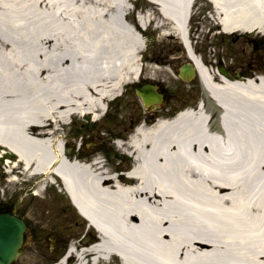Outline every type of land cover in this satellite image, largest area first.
<instances>
[{"label":"bare ground","instance_id":"bare-ground-1","mask_svg":"<svg viewBox=\"0 0 264 264\" xmlns=\"http://www.w3.org/2000/svg\"><path fill=\"white\" fill-rule=\"evenodd\" d=\"M147 1L133 23L130 0H0V150L15 155L5 167L34 181L36 199L53 188L78 210V232L43 264H264V78L216 77L188 39L192 15L206 9L211 37L264 36V0ZM150 25L186 49L221 110V134L201 110L139 124L125 143L110 138L132 158L115 174L91 136L64 126L101 121L137 76ZM57 206L42 229L67 226Z\"/></svg>","mask_w":264,"mask_h":264},{"label":"rangeland","instance_id":"rangeland-1","mask_svg":"<svg viewBox=\"0 0 264 264\" xmlns=\"http://www.w3.org/2000/svg\"><path fill=\"white\" fill-rule=\"evenodd\" d=\"M130 2L135 3L137 8L140 7V0H130ZM128 18L131 22H135L132 15H129ZM191 26L192 27L190 28V31L198 35L200 42L203 41V43L206 44L216 42L220 45L230 44V42L227 43L219 40H213L212 38H210V40H206L207 36L213 34L215 35L217 31L210 29V25L207 19L203 18L202 15L198 16L192 22ZM150 28L153 27L150 25ZM152 31L157 33L154 28L152 29ZM239 36L240 37H238L235 44L231 43V45L245 46L247 43L246 40H248L250 37L256 38L260 42L264 43V36ZM165 40L166 39L163 38H156L155 43L164 44ZM162 68L163 69L161 71L160 77L159 79H157V81H159L158 83L162 84V86H164L166 90H170L174 87V85H176L177 80L168 67ZM127 102H130L129 106H127ZM137 104L140 107H137ZM212 106L214 107L213 109L216 111V113L220 114V109L215 106L213 102ZM171 112L172 111L169 107L162 108L157 113H154L153 116H148V124L153 123V121L158 118L170 119V117H172L170 114ZM145 115V109L141 106V104L139 105L134 92L129 91L126 97L121 96V98H119L118 100L116 99L111 104V106L108 107L107 112L105 114L103 113V117L99 123L95 124L87 118H84L82 121L74 119L72 120L69 128H64L66 134L74 135L75 133H78L79 135L83 133L87 137L91 136L92 142H94L95 144L94 149H96L94 153H97L101 160L105 161L106 167H108L111 171H114L115 174H118L123 172V170H126L125 167L131 164V161L124 159L115 152L113 144L111 142L112 140L110 141V138H112V135H115L122 137L123 140H126L132 131V128H129V122L132 120L135 121L136 119L140 120V117ZM210 131L221 134L218 118L211 125ZM83 147L85 148V146ZM7 178V175L5 176V164L0 161V202L9 205L10 208H13L18 213H21L23 218L24 214L29 211L35 214V222L41 221V224H35V222L29 221L28 219L24 218V221L26 222V225L29 229L27 236L30 237L31 241L27 242V244L23 247L22 255L20 256V258H18L12 264H19L20 259L28 251H32L40 257L39 259L34 257V259L30 261V264H43L47 263L48 261H52V259L57 256L58 252L61 249L66 248L69 245V242H71L70 236L73 237L75 233L78 232V219L73 209H71V205L69 204L68 199L64 198L59 201L55 196L56 193L53 188L46 189L45 196L47 199L43 201L32 197L31 194H29L28 197H25L24 192L22 193L21 190L25 189L27 190V192H29L32 189L31 182H29V184L17 183L16 185L8 182ZM16 190L19 191L17 192ZM56 204L59 206H57ZM55 206H57L58 211H60L61 208L65 211L62 222L67 226H64L62 230L55 232L51 230L53 227L46 228L45 226V229H42V224L47 223L44 220L46 211L48 209L54 210Z\"/></svg>","mask_w":264,"mask_h":264},{"label":"flooded vegetation","instance_id":"flooded-vegetation-1","mask_svg":"<svg viewBox=\"0 0 264 264\" xmlns=\"http://www.w3.org/2000/svg\"><path fill=\"white\" fill-rule=\"evenodd\" d=\"M195 42L194 40L191 45V52L198 56L205 66L214 69L220 66L230 78H252L258 70L264 72V43L262 42H256L255 47H251L248 43L245 46H223L195 44ZM189 61L187 51L180 44L149 42L147 48L140 54L137 82L127 85L122 90L123 97H126L129 91L134 92L135 87L139 85L155 83L160 77L161 68L168 67L178 80V84L168 92L162 90L165 101H171V109L178 112L185 108L196 109L199 105L207 109L209 107L207 95L202 90L197 76L194 75L189 81H184L178 75ZM129 105L130 102H127V106ZM137 107L140 106L137 104ZM215 118L216 111L211 108L210 122ZM129 124L132 127L133 121ZM9 212H11L9 205L0 203V214Z\"/></svg>","mask_w":264,"mask_h":264},{"label":"water","instance_id":"water-1","mask_svg":"<svg viewBox=\"0 0 264 264\" xmlns=\"http://www.w3.org/2000/svg\"><path fill=\"white\" fill-rule=\"evenodd\" d=\"M138 94L145 105L161 100L155 88L150 86L144 87ZM24 231L25 225L22 221L9 215L0 216V264H9L17 257Z\"/></svg>","mask_w":264,"mask_h":264}]
</instances>
